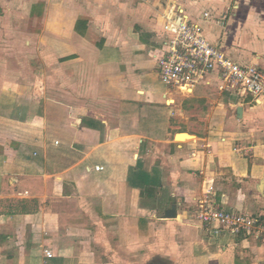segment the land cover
Segmentation results:
<instances>
[{"label":"crops","instance_id":"crops-1","mask_svg":"<svg viewBox=\"0 0 264 264\" xmlns=\"http://www.w3.org/2000/svg\"><path fill=\"white\" fill-rule=\"evenodd\" d=\"M175 6L264 72L245 0H0V264H264L260 225L208 234L193 213L212 184L264 221V98L158 85Z\"/></svg>","mask_w":264,"mask_h":264},{"label":"built area","instance_id":"built-area-1","mask_svg":"<svg viewBox=\"0 0 264 264\" xmlns=\"http://www.w3.org/2000/svg\"><path fill=\"white\" fill-rule=\"evenodd\" d=\"M164 18V30L170 36L162 54L155 57L165 84L188 93L201 82H210L215 74L219 75L221 90L243 88L255 98H264V72L258 65H242L234 61L226 48L211 43L201 25L190 22L184 10L177 6L166 12ZM96 170H103V167L96 166ZM214 196V186L208 184L197 199L193 212L206 233L230 231L235 235H249L259 225L260 232H264V221L255 214L229 211L217 204ZM45 254L53 256L51 250H45Z\"/></svg>","mask_w":264,"mask_h":264},{"label":"rangeland","instance_id":"rangeland-1","mask_svg":"<svg viewBox=\"0 0 264 264\" xmlns=\"http://www.w3.org/2000/svg\"><path fill=\"white\" fill-rule=\"evenodd\" d=\"M233 1L240 2V0H233ZM245 1H247L248 6L253 7L255 9H260V8H263L264 7V0H245ZM255 17L256 18H260L261 20L258 21V22L255 21L253 23V27L256 28V30H257L254 33L255 34L254 39L256 40V44H258V43H260L262 41V45H257V46L255 45L253 47L252 51H254L253 53H257L258 55H263L264 56V39L259 37L260 40L259 41L257 40L258 39L257 34L260 33V31L264 30V14L258 15V16L256 15ZM227 21H229V20H227ZM262 33H263V31H262ZM158 85L159 86L164 85V86L168 87V85L165 84L162 80H161L160 83H158ZM8 113H9V115H13L14 118H16V117L18 118L19 116H21V114H20L21 112L20 111L19 112L10 111ZM17 115H19V116H17ZM162 130H163V127L162 126H159L156 131L158 133V132H160ZM186 139L187 138H184V139H181V140H186ZM148 257H149V255H147L146 257H144V259L142 258L140 261H143V262L144 261H147L148 260Z\"/></svg>","mask_w":264,"mask_h":264},{"label":"water","instance_id":"water-1","mask_svg":"<svg viewBox=\"0 0 264 264\" xmlns=\"http://www.w3.org/2000/svg\"><path fill=\"white\" fill-rule=\"evenodd\" d=\"M181 134H184V133H181ZM176 216H177V210L175 208L168 209L164 214L165 218H175Z\"/></svg>","mask_w":264,"mask_h":264},{"label":"flooded vegetation","instance_id":"flooded-vegetation-1","mask_svg":"<svg viewBox=\"0 0 264 264\" xmlns=\"http://www.w3.org/2000/svg\"><path fill=\"white\" fill-rule=\"evenodd\" d=\"M156 262L155 261H153L152 263H150V264H155Z\"/></svg>","mask_w":264,"mask_h":264}]
</instances>
